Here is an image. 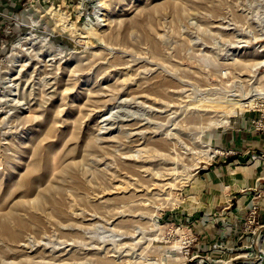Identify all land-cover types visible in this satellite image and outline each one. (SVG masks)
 <instances>
[{"label": "rangeland", "instance_id": "obj_1", "mask_svg": "<svg viewBox=\"0 0 264 264\" xmlns=\"http://www.w3.org/2000/svg\"><path fill=\"white\" fill-rule=\"evenodd\" d=\"M262 249L264 0L0 3V264Z\"/></svg>", "mask_w": 264, "mask_h": 264}, {"label": "crops", "instance_id": "obj_2", "mask_svg": "<svg viewBox=\"0 0 264 264\" xmlns=\"http://www.w3.org/2000/svg\"><path fill=\"white\" fill-rule=\"evenodd\" d=\"M3 1L4 0H0V3L3 2ZM239 242H240V240L239 241H233V240L231 241V240H229L228 242H226V244L228 246L227 249H232L233 246L237 245ZM242 247L243 246H239L240 249H242Z\"/></svg>", "mask_w": 264, "mask_h": 264}, {"label": "bare ground", "instance_id": "obj_3", "mask_svg": "<svg viewBox=\"0 0 264 264\" xmlns=\"http://www.w3.org/2000/svg\"><path fill=\"white\" fill-rule=\"evenodd\" d=\"M176 259L179 260V262H178V263H175V264H185V263H184V262H185V261H184V260H185V257L177 256Z\"/></svg>", "mask_w": 264, "mask_h": 264}, {"label": "built area", "instance_id": "obj_4", "mask_svg": "<svg viewBox=\"0 0 264 264\" xmlns=\"http://www.w3.org/2000/svg\"><path fill=\"white\" fill-rule=\"evenodd\" d=\"M256 212H257V209H253V210H251V215H255ZM189 242H190V241H189ZM262 250H263V249H262ZM261 252H263L262 259H263V264H264V250L261 251ZM187 254H188V253H187Z\"/></svg>", "mask_w": 264, "mask_h": 264}, {"label": "trees", "instance_id": "obj_5", "mask_svg": "<svg viewBox=\"0 0 264 264\" xmlns=\"http://www.w3.org/2000/svg\"><path fill=\"white\" fill-rule=\"evenodd\" d=\"M233 158V157H232ZM235 158V157H234ZM232 160V159H231ZM187 264H193V263H191V262H189V263H187Z\"/></svg>", "mask_w": 264, "mask_h": 264}]
</instances>
